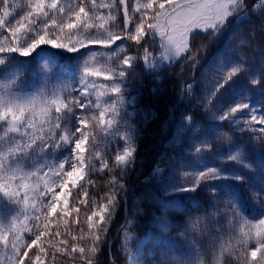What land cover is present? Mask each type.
Masks as SVG:
<instances>
[{
  "label": "snow or ice",
  "instance_id": "snow-or-ice-1",
  "mask_svg": "<svg viewBox=\"0 0 264 264\" xmlns=\"http://www.w3.org/2000/svg\"><path fill=\"white\" fill-rule=\"evenodd\" d=\"M180 62L174 154L137 195L150 113L129 79ZM105 249L107 264H264V0H0V264H104Z\"/></svg>",
  "mask_w": 264,
  "mask_h": 264
},
{
  "label": "trees",
  "instance_id": "trees-1",
  "mask_svg": "<svg viewBox=\"0 0 264 264\" xmlns=\"http://www.w3.org/2000/svg\"><path fill=\"white\" fill-rule=\"evenodd\" d=\"M259 40V38H258ZM197 42H204L205 37L198 36L196 37ZM217 48V45H211V51L214 52ZM247 51L248 56L251 58L255 55L251 50ZM185 62L177 63L174 68L170 67L167 72H162L160 78L162 77V82L159 83L157 80L153 83V77L148 76L143 78L142 81L129 79L130 84L136 85L140 88V92H133V95H136L138 98V103L140 106V115L143 116L145 111L150 113L148 120L141 125L142 136L139 140V148L137 156L140 160H147L153 154L156 153L155 157L147 161L146 163L138 164L136 166V171L132 178V185L136 190V194L139 195L145 187L149 186L151 182L152 171L155 167L156 162L164 155L171 156L173 155L172 147L170 145V140L172 137L173 129L169 126L168 121L170 117H173L176 113L173 111V106H179V84L184 81H189L191 79V68L182 67V64ZM183 73V75H178ZM153 89H159L156 92H153ZM173 92V96L171 93ZM188 111L195 113L196 110L191 106H188ZM197 120H202V116L198 113L196 114ZM149 131V132H148ZM104 144H100V151H103ZM97 167L99 165L97 164ZM113 173L108 175H93L92 179L98 187H89V195H93L95 192H99V195H103L108 191L107 186H105V181L110 178ZM71 203V197L69 198ZM142 207H147L142 205ZM223 207V205H222ZM151 210H149L150 213ZM84 209L81 208V219L83 218ZM123 212L121 211L119 217L117 218L116 224L113 226L110 234V239H115L117 236L116 228L119 227L123 219ZM147 218L140 221V225L135 228L137 234L147 230ZM53 229H56V225H53ZM60 231H64L63 223L60 222ZM86 230V229H85ZM79 230L73 226V234H78ZM63 238V237H62ZM113 252L116 251V248L113 247ZM108 251H104V264H107ZM50 258H46V264H48ZM63 264H72V261L65 259ZM76 264H79V261H76Z\"/></svg>",
  "mask_w": 264,
  "mask_h": 264
},
{
  "label": "water",
  "instance_id": "water-1",
  "mask_svg": "<svg viewBox=\"0 0 264 264\" xmlns=\"http://www.w3.org/2000/svg\"><path fill=\"white\" fill-rule=\"evenodd\" d=\"M148 132H149V131H148ZM155 155H156V153L153 154V155H152L149 159H147V160H141L142 163H145V162H147V161L152 160V159L155 157ZM142 163H139V164H142ZM135 171H136V170H135ZM134 173H135V172H134ZM134 173H133L132 176H131V182H132V178H133Z\"/></svg>",
  "mask_w": 264,
  "mask_h": 264
},
{
  "label": "rangeland",
  "instance_id": "rangeland-1",
  "mask_svg": "<svg viewBox=\"0 0 264 264\" xmlns=\"http://www.w3.org/2000/svg\"><path fill=\"white\" fill-rule=\"evenodd\" d=\"M160 80H161V78L159 79V83H160ZM173 96V92L171 93V96L170 97H172ZM135 232H136V230H135ZM137 233V232H136Z\"/></svg>",
  "mask_w": 264,
  "mask_h": 264
}]
</instances>
